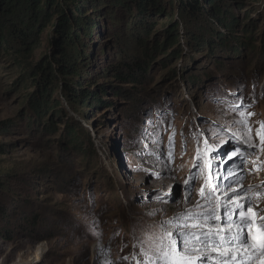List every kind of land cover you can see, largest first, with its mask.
Instances as JSON below:
<instances>
[{"label": "rangeland", "instance_id": "rangeland-1", "mask_svg": "<svg viewBox=\"0 0 264 264\" xmlns=\"http://www.w3.org/2000/svg\"><path fill=\"white\" fill-rule=\"evenodd\" d=\"M223 4L237 17L233 31L214 15L190 17L176 5H165L164 11L171 14L168 19L150 12L154 15L149 21L156 22L150 34L144 30L129 34L131 25L118 29L101 16L100 29L83 38L90 61L84 57L81 65L87 63V68L80 78L86 87L91 78L97 79L92 89L106 87V94L99 93L106 103L88 110L74 106L60 78L52 95V100L59 98L58 105L41 115L28 105L36 87L29 77L22 78L24 67L4 49L14 40L12 28L3 25L0 178L5 187L0 188V203L7 213L0 214V264H146L143 250L148 245L141 243L145 233L158 230L177 214L190 211L196 216L211 209L220 220L210 221L203 230H218L225 243L195 245L211 254L210 264L228 256V264H264V0H224ZM176 21L181 42L164 45L160 34ZM127 22L123 19L122 24ZM56 26L55 22L42 33L39 44L31 40L33 63L53 53L50 44L57 36ZM210 30L222 32L225 44ZM158 35L160 47L155 48ZM137 38L149 40L153 60L145 82L134 91L118 82L112 66L137 47ZM211 40L212 47L207 43ZM176 49L179 57L169 58ZM116 86L128 95L116 93L112 89ZM241 101L249 105L242 109L247 133L232 123L239 117L230 106ZM68 122L82 128L78 145L69 144ZM214 134L228 142L222 147L214 144ZM242 136H249L254 146L239 143ZM205 139L219 149L208 152L205 163L212 183L218 185V199H208L203 176L188 179L199 174L194 167L196 153L198 149L204 153ZM234 148L243 158L239 153L231 159L225 155ZM225 189L232 197L230 222L223 207ZM237 203L244 205L248 225L239 222ZM188 223L204 225L198 217ZM6 230L11 231V239L3 237ZM190 230L199 236L202 229ZM241 231V240L228 242ZM221 252L226 253L223 258Z\"/></svg>", "mask_w": 264, "mask_h": 264}, {"label": "trees", "instance_id": "trees-1", "mask_svg": "<svg viewBox=\"0 0 264 264\" xmlns=\"http://www.w3.org/2000/svg\"><path fill=\"white\" fill-rule=\"evenodd\" d=\"M223 2L224 0H0V38H4L1 30L3 25L12 28L14 43L5 44L4 49L7 53L14 55L18 60L17 65L24 67L25 72L22 78L28 79L29 77L33 87H36L34 93L30 95L28 104L36 114L41 115L45 110L53 109L58 105L59 98L52 100V95L60 78L64 82L65 93L73 102L72 104L88 110L91 105L106 103L99 94H106V87L97 85L96 90L92 89L90 85H95L97 81L93 78L87 80L90 83L86 87L82 81L83 77L80 78L90 61L87 53L88 45L84 43L83 38L92 36L100 29L101 16H105L108 22L117 26L118 29L125 28L126 30V27L131 25L129 34L136 35L135 32H141V30L150 34V28L156 23L155 20L149 21V18L154 15L152 13L165 15L164 19H168L171 14L164 11L165 5L173 8L176 5V8L184 13L187 12L190 17H197L198 14L204 12L214 15L213 18H217L220 25L223 23V27L233 31V27L238 23L237 17ZM92 10H94L93 13L98 12V14L93 15ZM121 17L122 20L119 21ZM123 19H128L126 26L122 24ZM55 22L57 23V36L51 38L50 44L54 50L53 53L45 55L37 64L33 63L31 40L34 39L35 43L39 44L42 33ZM178 27L179 22H173L168 25L164 33L160 34L164 35V45L170 44L173 47L180 44ZM210 32L212 36L216 34L222 40L223 45L227 41L222 32L217 30H210ZM114 35H117V30L114 31ZM160 35L155 37V48L160 47ZM135 42L137 47L130 52L128 57L117 61L112 66V72L118 82L131 85L134 91L137 85L145 82L148 67L153 60L150 57L149 43H147L149 40L137 38ZM207 43L212 47L215 41L211 40ZM143 46H145L144 49H142ZM141 51H144L142 55L139 53ZM179 53L180 49H176L169 58L175 54L179 57ZM84 57L87 63L82 66ZM116 87L112 88L116 93L128 95L122 93V86ZM132 95L133 93H130V96ZM52 126L57 125L53 123ZM66 131L70 138L69 144L78 145L82 128L78 124L68 122ZM0 149L3 150V144H0ZM2 187H5V184L0 178V188ZM3 213L6 214L7 209L0 203V214L4 216ZM2 235L6 239L12 238L10 230H6Z\"/></svg>", "mask_w": 264, "mask_h": 264}, {"label": "snow or ice", "instance_id": "snow-or-ice-1", "mask_svg": "<svg viewBox=\"0 0 264 264\" xmlns=\"http://www.w3.org/2000/svg\"><path fill=\"white\" fill-rule=\"evenodd\" d=\"M232 111L235 113L236 117L233 119V125H239L241 130L245 133L249 131L247 126V120L245 118V112L243 108L249 107V105H243V102L234 104L230 106ZM251 116V113L247 114ZM264 127V125H261ZM259 129L257 130V135L259 136ZM232 137H236V133H231ZM213 143L219 144L221 147L226 144L228 141L224 140L219 134L213 135ZM158 143V141H157ZM199 143V141H198ZM206 146L204 153L198 149L196 156L198 164L194 165L199 169V174L196 177H189L188 179H200L204 177V184L208 186V199L211 200L213 197H217V192L219 191L218 185L212 183L213 176L208 174L205 170V163L207 162V153L210 151H219V149H214L212 145L208 144V140L203 141ZM239 143L246 145L248 148H252L254 145L251 143V138L249 136H242L239 140ZM170 148L174 147L173 138H169ZM239 153L240 157L243 158V153H240L239 148H234L231 154H225L229 159L237 156ZM168 157L171 159L172 151L168 152ZM216 178H219V174H216ZM188 183V180H185V184ZM232 192L235 193L236 189H232ZM228 189H225L223 195L226 197V202L223 207L225 210V219L226 221H231L232 217L228 215L232 211V197L227 195ZM201 197L205 196V189L202 186L200 188ZM218 199V197H217ZM249 211H251V198L248 199ZM197 207L201 205L197 204ZM219 207V205H217ZM237 211V217L239 222L243 225H248L251 221L246 217L244 211V205L237 203L235 205ZM202 219L204 225L199 224H189L188 221L195 218ZM220 217L216 214L215 209L209 210L207 213H198L196 216L192 212L186 211L184 214H177L170 220L163 221L159 226V229H153L149 233H145V238L141 239L142 244L148 245V250H143V255L146 261V264H210L212 261V256L210 253L201 252L200 248L195 245L203 244L208 246L209 244L215 242L217 245H222L225 243L224 238L221 236L218 230H213L211 228L204 229L210 221L218 222ZM264 220V218H262ZM170 226V227H166ZM190 229H202L200 235H197L196 231H191ZM175 233V235H173ZM250 235V234H249ZM244 236V232L241 231L234 236H230L228 242H236L241 240ZM191 237V240L189 239ZM203 237V239H201ZM254 239V237H253ZM246 242V241H245ZM212 251H216L215 248ZM226 253L221 252L220 256L223 258ZM228 260H231V256H228L227 260L222 259L218 264H228ZM139 264V261H137Z\"/></svg>", "mask_w": 264, "mask_h": 264}]
</instances>
